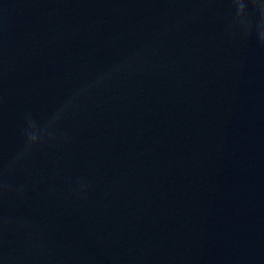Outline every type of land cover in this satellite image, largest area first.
I'll use <instances>...</instances> for the list:
<instances>
[{
    "label": "water",
    "instance_id": "water-1",
    "mask_svg": "<svg viewBox=\"0 0 264 264\" xmlns=\"http://www.w3.org/2000/svg\"><path fill=\"white\" fill-rule=\"evenodd\" d=\"M0 264H264V0H0Z\"/></svg>",
    "mask_w": 264,
    "mask_h": 264
},
{
    "label": "clouds",
    "instance_id": "clouds-1",
    "mask_svg": "<svg viewBox=\"0 0 264 264\" xmlns=\"http://www.w3.org/2000/svg\"><path fill=\"white\" fill-rule=\"evenodd\" d=\"M33 138H36V135L35 134L31 135V139H33Z\"/></svg>",
    "mask_w": 264,
    "mask_h": 264
}]
</instances>
